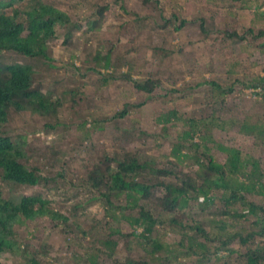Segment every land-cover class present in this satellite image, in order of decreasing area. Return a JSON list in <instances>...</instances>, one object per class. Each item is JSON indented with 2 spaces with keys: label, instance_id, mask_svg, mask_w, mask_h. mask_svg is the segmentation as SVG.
I'll return each mask as SVG.
<instances>
[{
  "label": "rangeland",
  "instance_id": "1",
  "mask_svg": "<svg viewBox=\"0 0 264 264\" xmlns=\"http://www.w3.org/2000/svg\"><path fill=\"white\" fill-rule=\"evenodd\" d=\"M37 2L54 7L69 19V24L57 28L56 37L47 44L50 59H29L16 52H3L0 62L31 63L41 82V91H50L53 97H58L61 107L56 116L50 114L44 121L27 111L13 114L11 130H23L28 135L26 149L31 164L44 179L38 186L27 187L4 183L0 178L3 198L39 194L50 201L49 207L59 215L68 217L69 225L79 224L88 232L95 226L97 233L114 225L130 232L128 220L118 221L116 216L120 212L116 216L108 214L111 211L101 200H88L95 195L88 170L92 162L115 167L117 163L112 157L123 159L140 154L143 159L154 156L169 165L174 158L175 143L181 142V133L190 128V123L184 121L205 117L211 123L213 115L217 121L209 141L202 143L206 130L200 122L196 123L200 130L189 141L200 146L197 150L182 151L199 156L204 153L201 160L207 166L209 157L225 163L226 154L220 147H233L254 154L264 170V138L242 133L245 118L250 124L264 119V97L245 87L248 81L264 76V51L248 34L249 30L254 35L264 30V0H12L10 4L14 7L5 9V13L11 15L15 8L25 11ZM182 22L183 27L177 29ZM233 34L244 39L241 41ZM97 49L103 55L111 52L114 68L97 67L94 60ZM126 63L133 66L132 70ZM122 73L160 83L154 82L149 93L140 91L129 79L117 78ZM205 80L222 86L235 82L234 91L222 97L225 101H214L218 104L216 114L205 102L214 87L198 86ZM69 90L78 92L74 100ZM127 104L128 114L110 125L106 118ZM173 112L177 113L176 118L170 115ZM94 121L103 124V129H96ZM56 122L59 124L54 127L45 126ZM190 162L193 166H187L188 171L198 167L194 161ZM183 173L177 172L179 176ZM172 179L175 177L167 180ZM248 196L264 203V197ZM224 199L218 196L213 205L190 200L183 210L189 214L180 218V222L184 225L195 220L205 222L212 218L216 208L224 207ZM123 203L126 204L125 199ZM233 207L240 208L235 205L231 210ZM136 212L128 208L124 211L125 215ZM108 215L117 221L110 220ZM61 221L38 217L26 224H15L13 239L32 253L39 251L43 243L49 246L47 254L40 256L45 264H89L85 258L90 252L84 247L91 249L93 241L84 232H75L85 242L76 245L74 250L80 253V259L73 262L71 250L65 249L61 239L64 230ZM170 228L162 227L160 233L169 242L180 241V227L174 226L176 231ZM206 228L209 230L210 225ZM188 230L194 233V229ZM118 250L121 252L118 246L111 249L113 253ZM14 258L12 253H2L0 264H14ZM103 258L101 253L98 264L111 261ZM211 264H216L215 260Z\"/></svg>",
  "mask_w": 264,
  "mask_h": 264
},
{
  "label": "trees",
  "instance_id": "2",
  "mask_svg": "<svg viewBox=\"0 0 264 264\" xmlns=\"http://www.w3.org/2000/svg\"><path fill=\"white\" fill-rule=\"evenodd\" d=\"M10 1L0 0V53L16 52L29 59L41 57L49 60L47 44L56 37L57 28L69 24L68 17L42 2H37L25 11L15 8L8 15L5 9L14 7ZM183 25L184 22L177 29ZM261 31L254 35L249 30L248 34L259 42L264 51V30ZM233 36L241 41L244 39L237 34ZM110 54V51L103 55L96 50L94 60L98 68H114ZM127 65L132 70L133 66L129 63ZM122 77L129 79L137 90L148 93L152 91L154 82L160 83L158 80L133 78L131 74L124 73L118 74L117 78ZM204 84L214 87L213 94L206 96L205 102L212 113L216 114L218 104L215 105L214 101H225L222 97L234 91L235 82L231 86H222L219 82L205 80L198 86ZM40 85L31 63L0 62V172L4 183L34 187L43 182L44 177L32 166V159L26 149L28 135L23 130L14 132L10 127L13 114L19 112L27 111L38 115L43 121L50 114L56 116L61 100L53 97L50 91H41ZM245 87L264 97V76L248 81ZM69 92L72 100L78 95L73 90ZM129 107L128 104L124 105L123 109L111 118L107 117L106 121L110 125L116 124L117 119H123L128 114ZM170 115L177 117L175 112ZM213 116L211 123L205 117L184 121L190 123V128L183 130L179 138L182 141L175 143L174 158L168 162L169 165L163 164L154 156L143 159L140 154L123 159L112 157V161L117 163L115 167L104 165L100 161L92 162L88 170L95 195L88 200H101L102 205L111 211L108 214L116 216L120 212L116 217L119 222L123 218L129 221L132 227L130 232L114 225L106 230L101 228L99 233L93 229L95 226L88 232L79 224L69 225L68 217L59 215L54 208L49 207L50 201L39 194L21 195L14 199L0 195V255L12 253L15 257L14 264H45L42 257V262H39L38 255L44 257L49 246L43 243L39 251L32 253L13 239L15 233L12 228L15 224L22 225L38 217H48L62 220L64 230L61 232V239L66 244L65 249L71 250L70 258L73 262L80 259V253L74 250L76 245L79 247L80 243L85 242L84 238L79 239L75 233L81 231L93 241L91 249L84 247L90 252L85 258V263L89 264H98L101 253L103 260H111L105 264H211L214 260L216 264H264V203L248 196L264 197V170L260 160L254 154L221 146V151L226 154L225 163H218L209 157L208 165L205 166L201 160L204 153L199 156L182 151L184 148L196 149L200 146L191 142L200 130L194 125L196 123L200 122L206 130L201 137L202 143L209 141L208 137L217 121L216 116ZM170 120L171 117L168 116V121ZM57 124L59 123H45V126L54 127ZM243 124L242 133L264 138V119L259 118L256 124H250L249 119L245 118ZM93 125L96 129H103V124L99 125L94 121ZM190 161H194L198 167L188 171L187 166H193ZM177 172L187 174L179 176ZM172 176L175 179L168 181ZM218 196L225 198L226 204L216 208L212 218L203 223L195 220L184 225L180 222V218L184 219L189 214L183 210L190 200H200L201 205H213ZM123 198L126 204L123 203ZM144 202L147 203L143 204ZM149 205L151 208H148ZM235 205L240 208L233 207L231 210L230 207ZM126 208L137 212L125 215ZM112 219L117 221L110 216V220ZM207 224L210 225L209 230L206 228ZM166 226H170L173 231H176L174 226H179L182 239L167 241L164 234L160 233L161 228ZM188 229H194V233L190 234ZM164 232L166 235L167 231ZM72 234L74 237H71ZM116 246L121 252L111 251ZM54 261L53 258L52 263Z\"/></svg>",
  "mask_w": 264,
  "mask_h": 264
},
{
  "label": "clouds",
  "instance_id": "3",
  "mask_svg": "<svg viewBox=\"0 0 264 264\" xmlns=\"http://www.w3.org/2000/svg\"><path fill=\"white\" fill-rule=\"evenodd\" d=\"M39 172V171H38ZM39 174L41 175V173L39 172ZM43 177V176H42ZM1 178V177H0ZM38 257H40L39 255H38ZM41 258V257H40ZM40 258H39V260H40ZM40 262V261H39Z\"/></svg>",
  "mask_w": 264,
  "mask_h": 264
}]
</instances>
